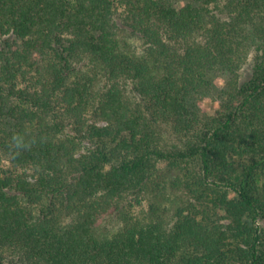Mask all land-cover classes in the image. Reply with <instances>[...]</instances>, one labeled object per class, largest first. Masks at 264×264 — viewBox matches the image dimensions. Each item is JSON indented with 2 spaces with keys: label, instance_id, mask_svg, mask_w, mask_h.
<instances>
[{
  "label": "trees",
  "instance_id": "obj_1",
  "mask_svg": "<svg viewBox=\"0 0 264 264\" xmlns=\"http://www.w3.org/2000/svg\"><path fill=\"white\" fill-rule=\"evenodd\" d=\"M263 223L264 0H0V264H264Z\"/></svg>",
  "mask_w": 264,
  "mask_h": 264
},
{
  "label": "rangeland",
  "instance_id": "obj_2",
  "mask_svg": "<svg viewBox=\"0 0 264 264\" xmlns=\"http://www.w3.org/2000/svg\"><path fill=\"white\" fill-rule=\"evenodd\" d=\"M252 59L253 56L250 57L248 63L243 67L241 71V78L242 80H246L249 78L251 74V69H252ZM217 83V82H216ZM218 86H221V83H217ZM220 84V85H219ZM217 95V93H216ZM215 94L210 95L209 97L203 99L202 101V106L203 109L210 114H216V112L219 109V104L217 102V97ZM130 202L132 203L133 206H131ZM127 209L130 211V214L138 215L140 214L143 210H147L149 208L148 202L143 201L142 204H138L134 201V199H130L126 201ZM121 218H120V212H110L109 214L105 215L101 221L100 225L102 229H109L110 231L120 227L121 225ZM264 225V223H263Z\"/></svg>",
  "mask_w": 264,
  "mask_h": 264
}]
</instances>
